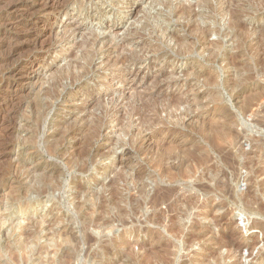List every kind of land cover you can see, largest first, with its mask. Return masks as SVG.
Here are the masks:
<instances>
[{"label":"rangeland","instance_id":"obj_1","mask_svg":"<svg viewBox=\"0 0 264 264\" xmlns=\"http://www.w3.org/2000/svg\"><path fill=\"white\" fill-rule=\"evenodd\" d=\"M263 263L264 0H0V264Z\"/></svg>","mask_w":264,"mask_h":264},{"label":"bare ground","instance_id":"obj_2","mask_svg":"<svg viewBox=\"0 0 264 264\" xmlns=\"http://www.w3.org/2000/svg\"><path fill=\"white\" fill-rule=\"evenodd\" d=\"M63 12V11H62ZM186 12V11H185ZM66 13V12H65ZM177 13V12H176ZM77 24V23H76ZM72 28H74L73 26H72ZM82 28V27H81ZM77 31V30H76ZM74 34V33H73ZM94 41V40H93ZM105 44V43H104ZM115 45V44H114ZM117 45V44H116ZM104 46V45H103ZM110 46V45H109ZM119 46V45H118ZM104 47H106V46H104ZM112 48V47H111ZM104 49V48H103ZM110 49V48H109ZM112 49H114L115 50V48H112ZM112 49H110V50H112ZM123 54H121L120 56L121 57H123L122 56ZM125 56V55H124ZM127 57H128V55H127ZM113 58V57H112ZM124 58H126V57H124ZM126 59H128V58H126ZM110 60H111V58H110ZM114 63H118V62H125V60H123L122 58H116V59H114V60H112ZM112 61H111V64H112ZM127 62H128V60H127ZM126 64V63H125ZM113 65H115V64H113ZM118 65H119V63H118ZM112 66V65H111ZM123 66H124V63H123ZM126 69V68H125ZM128 70H129V68H128ZM125 71V70H124ZM123 71V72H124ZM126 72V71H125ZM131 72V71H130ZM128 74L126 73V76H127ZM124 76V75H123ZM132 76L130 75V73H129V76H128V79H130L131 81L134 79V77L135 76H133L132 78H131ZM120 81V83H124V81L125 80H123V79H119ZM121 84V85H122ZM165 85V84H164ZM162 86V85H161ZM167 86V85H166ZM165 87V86H164ZM162 88V87H161ZM168 88V87H167ZM163 92V91H162ZM158 93V92H157ZM172 94V93H171ZM162 95V98L160 97ZM159 97L161 98H159V100H162V104H161V106H160V111L161 112H164L165 113V115H167L168 116V118L170 117V118H173V119H175V121L174 122H178V121H181L184 117H188V119H192V118H196L195 117V115H192V114H190L189 112H188V110H185L184 112H180L179 114L177 113V111L179 110V106L182 104L183 105V103H184V101H183V99L181 100V98L179 99V98H175V96H174V98H171V97H167L168 96V94H167V96L165 95V94H161ZM166 96V97H165ZM173 96V95H172ZM161 102V101H160ZM186 103V102H185ZM184 103V104H185ZM158 111H159V109H158ZM191 115V116H190ZM157 116H160V113L157 115ZM166 117V116H165ZM159 119V118H158ZM163 118H161V120H162ZM167 119V118H166ZM160 122H163V121H160ZM182 122H183V120H182ZM173 123V122H172ZM181 123V122H180ZM179 123V124H180ZM174 124V123H173ZM177 124V123H176ZM183 125V124H182ZM176 126V125H175ZM178 126V125H177ZM145 136H146V134H145ZM150 137V134H148V138ZM151 138V137H150ZM178 159V161L180 162V158H179V153L176 151V152H174V153H172L171 155H160V157H159V162H163L162 163V165H161V167L163 166V165H167L166 166V168L168 169H172V168H176L177 166H175L176 164H175V160H177ZM205 160V158H203L201 161H199L198 163L199 164H202V161H204ZM165 167H162V171H165V169H166ZM203 170V169H202ZM201 170V173L203 172L205 175V177H208V176H206V175H211V173H213V168L212 167H206L205 168V170H203L202 171ZM202 173V174H203ZM217 176V175H216ZM215 176V177H216ZM170 177L172 178V179H175L176 177H178V173H176L175 174V172L174 173H171L170 174ZM210 178V177H209ZM211 178H214V177H211ZM217 178V177H216ZM219 178H221V177H219ZM219 178H217V179H215L216 181H215V183H216V185L217 186H220V185H222L221 184V180L222 179H219ZM207 179V178H206ZM201 180V179H200ZM202 181V180H201ZM206 181V180H205ZM208 181V180H207ZM200 182V181H199ZM198 183V182H197ZM195 185V186H194ZM194 185H192V186H194V189L195 190H197V191H203L204 193H206V192H209V191H211L212 189V186H207V185H204V184H202V183H198V184H194ZM215 185V186H216ZM225 185V184H224ZM214 186V185H213ZM178 187V186H177ZM222 187V186H221ZM224 187H226V186H224ZM214 188V187H213ZM179 189V188H178ZM216 189V188H215ZM214 189V190H215ZM218 189H221L220 187H218ZM223 189H225V188H223ZM196 191V192H197ZM195 192V191H194ZM224 192V191H223ZM226 192H227V190H226ZM160 193V194H159ZM158 194H157V196L158 197H156V199H155V201H153V203H154V207H155V204L156 203H161V202H167V203H164V204H166L167 205V207H168V209H167V211H166V209H165V207H164V209H162V208H160L157 212H156V214L154 215V217H152V218H150L151 220H153L155 223H157V224H161V223H163V222H165L164 221V219L167 217L168 219V223H167V226H168V230L166 229L167 228V226H166V230L170 233V234H172V235H177V234H179V233H181V232H179L180 230H179V227H180V220H182V216H183V214H185L186 213V210L189 208V206H190V204H192L193 203V199H191V198H193V197H188V195H187V197H186V195H185V197H183L182 195H178V194H176V188H174V187H170V188H165V189H161V191L159 192ZM191 195V194H190ZM189 195V196H190ZM195 195V194H194ZM182 196V197H181ZM192 196V195H191ZM159 203V204H160ZM197 203V202H196ZM195 203V204H196ZM254 203V202H253ZM162 204V203H161ZM194 205V204H193ZM158 207V206H157ZM158 208H156V210H157ZM212 210H213V208H212ZM210 211H211V209H210ZM211 213V212H210ZM212 213H213V211H212ZM205 214V213H204ZM201 215H203V214H201ZM208 215V214H207ZM184 217V216H183ZM185 217H186V214H185ZM184 217V218H185ZM204 217H206L205 215H204ZM215 219V218H214ZM225 219V218H224ZM223 219V215H222V217H221V215H220V217H218L217 219H215L214 221L217 223V224H219L220 225V222L221 221H223L224 220ZM228 219V218H227ZM226 221V220H225ZM225 221H224V223H225ZM228 221V220H227ZM252 222V221H251ZM250 222V223H251ZM254 223L256 222V221H253ZM252 222V223H253ZM166 223V222H165ZM214 223V222H213ZM231 223V222H230ZM234 222H232V224H233ZM251 223V224H252ZM253 223V224H254ZM216 224V225H217ZM223 224V223H222ZM226 224V223H225ZM224 224V225H225ZM250 224V225H251ZM252 224V225H253ZM256 224V223H255ZM258 224H259V222H258ZM162 225V224H161ZM182 225V224H181ZM228 225H229V223H228ZM228 225H226V227L228 226ZM257 225V224H256ZM256 225H253V227L255 226L256 227ZM233 226V225H232ZM257 226H259V225H257ZM193 226H191V228H192ZM231 228V227H230ZM233 228V227H232ZM231 228V229H232ZM252 228V227H251ZM223 229V228H222ZM226 229V228H225ZM224 229V230H225ZM227 229H229V226H228V228ZM226 229V231H228ZM234 229V228H233ZM250 229V228H249ZM183 230V229H182ZM236 230V229H235ZM261 230V229H260ZM178 232V233H177ZM237 232V231H236ZM182 233H183V231H182ZM181 233V234H182ZM224 233H226V232H224ZM223 233V236L222 237H224V239L222 240V238L221 239H219L220 241H219V245H221L222 244V247L223 246H225L226 247V249L228 248L229 249V251H231V250H236V248L239 250V248H241L242 246H244V244L246 245V246H253L254 247V245H255V242H256V240H255V238H251V236H248V237H250V238H247V239H244L243 241H240V240H242L240 237V240H238L234 235H236V234H231V235H229L230 233L228 232V236L227 235H225ZM169 234V235H170ZM185 234V233H184ZM182 235V237L184 238V239H187L188 238V236L189 235ZM220 235H222V233L221 234H219V236ZM237 235H239V234H237ZM236 235V236H237ZM179 237L181 236L180 234L178 235ZM178 236H176V238H178ZM190 236H192V234L190 235ZM219 236H218V238H219ZM174 237V236H173ZM243 237V236H242ZM256 237V236H255ZM191 238V237H190ZM217 238V237H216ZM263 238V237H262ZM259 239H260V237H259ZM218 240V239H217ZM217 240H215V241H217ZM261 240V239H260ZM255 241V242H254ZM186 242V241H185ZM218 242V241H217ZM260 242V241H259ZM258 242V243H259ZM215 243V242H214ZM257 243V242H256ZM216 245V244H215ZM224 247V248H225ZM247 247V248H248ZM221 248V247H220ZM245 248V247H244ZM217 249H219V246H218V248ZM249 249H251L250 247H249ZM237 250V251H238ZM233 254V252H230L229 253V255L230 254ZM235 253V252H234ZM260 253V252H259ZM228 254V253H227ZM236 254V253H235ZM258 254V253H257ZM257 256V255H256ZM255 256V257H256ZM236 257V256H235ZM259 257V256H258ZM257 259V258H256ZM238 260V259H237ZM264 264V263H263Z\"/></svg>","mask_w":264,"mask_h":264}]
</instances>
